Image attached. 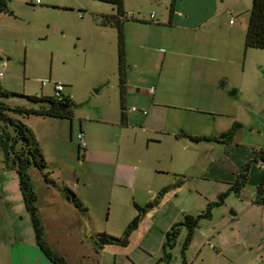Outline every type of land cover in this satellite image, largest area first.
Masks as SVG:
<instances>
[{
    "label": "rangeland",
    "instance_id": "obj_1",
    "mask_svg": "<svg viewBox=\"0 0 264 264\" xmlns=\"http://www.w3.org/2000/svg\"><path fill=\"white\" fill-rule=\"evenodd\" d=\"M123 1L125 12H133L144 19L153 14V21L165 18L173 1L185 8L189 3V0ZM227 1L232 6L229 7L230 11L220 16V30L223 34L228 32L229 21L232 20L233 29L241 31L239 48L236 36L232 69L216 81L217 77L213 74L210 80L198 76L195 70L189 75L187 65L164 66L163 71L176 76V80L170 82L177 93L166 98L169 104L167 112L163 110L150 121L152 130L141 131L121 127L118 123L122 97L118 78L117 30L110 25L100 26L95 14L100 10L115 12L113 5L97 0H40L38 3L35 0H7L11 13H0V82L3 88L17 94L55 96L54 84L61 83L63 94L72 98L71 119L16 116L32 130L46 161V167L42 170L34 166L28 169L33 187L38 192L37 207L45 236L53 249L63 254L70 263L79 264L87 260L79 249L87 243H94L95 232L122 236L126 225L136 215L135 208H132L134 195L129 185H113V169L119 163L126 168L130 166L150 172L165 167L167 154L173 146L172 138L165 130L176 128L178 140L174 147L184 151L188 143L187 135H203L218 127L228 130L238 123L232 139L234 143L245 146L258 144L264 148V112L261 111L264 105V48H245L244 45L252 0ZM220 3L221 0L191 2L200 10L207 8L210 11ZM173 32L181 34L182 31L174 28ZM164 50L165 47L159 55L154 52L147 56L149 68L155 65L156 70L160 69L159 62ZM126 72L131 81L140 77L138 68L130 67ZM148 82L147 78L144 79V86ZM130 89L128 93L136 96L137 92ZM233 90L235 92L231 93ZM8 100L14 104H29L25 98L16 95ZM141 109L150 115L149 108ZM116 120L117 123H113ZM0 125L5 126L1 118ZM155 128H160V131L155 132ZM7 130L11 131V128L7 127ZM147 136L160 138V141L148 144ZM9 145L10 141L0 126V264H24L26 261L28 264H52L35 243L30 214L22 200ZM83 151L88 156L85 162H82ZM182 151L177 150L179 154ZM139 156L144 161H139ZM193 168L194 172L198 169L197 165ZM45 180L54 184H46ZM151 185L141 188L142 192L137 189L136 198H148L154 191V185ZM68 188L74 194H79L90 209H75L67 199ZM153 209L147 212H154ZM203 221L206 223L208 220ZM149 225L147 217L140 220L138 233L142 234ZM64 226L65 239L61 241L57 234L63 231L61 228ZM70 232L72 235L81 233L82 242L72 239L73 246L70 247ZM184 235L185 228L181 230L175 245L168 249L175 264H183L181 251ZM224 236L226 239L229 237L228 230L222 233L221 237ZM130 241L129 249L109 245L97 250V257L89 255V264H92L91 260L95 263L94 258L99 264H122L129 255L139 258L140 264L145 261L155 264L143 251L134 250L135 236L130 237ZM261 244V248L256 247L250 252L237 242L219 256L208 245L199 255H195V251L192 252L194 248L190 246L185 254L190 263L197 258L192 264H245L255 254L256 263L264 264V240ZM116 248L122 250L114 251ZM25 254H28V258ZM202 256L205 257L203 262ZM125 264H128L127 261Z\"/></svg>",
    "mask_w": 264,
    "mask_h": 264
},
{
    "label": "crops",
    "instance_id": "obj_2",
    "mask_svg": "<svg viewBox=\"0 0 264 264\" xmlns=\"http://www.w3.org/2000/svg\"><path fill=\"white\" fill-rule=\"evenodd\" d=\"M193 1L189 0V3L186 4L187 8L179 7L175 1L172 11H169L165 18L160 17L156 21H153L155 16L151 17V14L150 18L144 19L133 13L132 17L123 22L125 94L122 102L125 107V120L121 122L120 119V122H118L121 127L151 131L150 121H153L163 110L167 112L169 104L166 98L177 93V91L172 88L170 82L176 80V76L169 71H163L164 66L168 68L172 65L182 67L187 65L190 68L189 75L191 71L195 70L198 76L204 77L206 80L213 74L217 77L215 78L216 81L225 77L228 73L227 71L232 69L235 63L236 36L237 47L239 48L241 31L240 29L237 31L233 29L234 22H231V20L229 21L230 29L228 28V32L223 34L224 32L220 30V16L224 15V12L230 11L229 7L232 4L228 1L226 2V0H221L222 3L211 8L212 10L210 11L207 8L198 9L197 5L191 4ZM100 13L111 12L100 10L95 14L98 15ZM100 26L105 27L102 24ZM174 28L180 29L182 31L181 34L173 32ZM236 32L238 35H236ZM163 47H165V50L159 62L160 69L156 70L155 65L149 68L147 56L154 54V52H158L159 55ZM210 61L213 62L210 63ZM130 67L138 68L140 71V77H135L133 81L129 79L126 72ZM146 78L149 82L144 86V79ZM215 85L218 86V84ZM130 87L132 92H137L136 96L132 97V93H128ZM62 93H64L63 89ZM132 107H135V109H132ZM143 107L149 108L150 115L144 113V109H141ZM261 111L264 112V105ZM113 123H117V120ZM159 129L155 128V132H159ZM175 131L176 128L164 131L172 138L171 142H173V146L170 147L167 154L165 167H159L150 172L130 166L126 168L123 164L120 166L119 163L112 173L111 181L113 185H129L131 188V193L134 195L132 197V208L134 207V202L141 206L146 205V203L154 200L161 190L165 189L158 203L153 207L155 210L152 208L154 212H145L141 218L142 221L143 218L147 217L150 225L142 234L138 233L137 228L130 235V237L135 236V242L133 241L135 249L132 248L143 251L146 256L154 260L155 264H162L161 262L167 264L166 261L162 260L164 232L182 217V213L200 212L209 202L215 200L221 192L227 189L228 183L235 179L236 175L242 170L243 164L253 158L255 150L263 148L258 144L253 146L236 144L233 140L225 143L216 142L212 139L194 142L186 136L188 143L184 146L185 150L182 151V148L174 147L178 140ZM223 131H226V129L218 127L212 132L201 133L204 136L213 137ZM260 132L262 131L260 130ZM189 135L199 136L202 134L192 133ZM146 138L148 144L160 141V138L151 136ZM133 141H135V138ZM85 147L87 148V145ZM177 150H181L183 153L179 154ZM84 151L82 162H85L88 157ZM138 160L142 162L144 158L139 156ZM194 165H197L198 168L196 172H194ZM250 170L248 182L243 191L239 195L228 194L224 203L213 209L211 219L206 223L204 221L200 223L188 246V248L190 246L194 248L192 252L195 251V255H199L205 245L216 250V256L223 254L229 246H234L237 242L242 243L245 247L244 249L250 252L256 250V247L261 248L263 246L261 241L264 240V202L257 204L252 199L255 194V186L264 175V166L257 161L251 164ZM194 178L199 182L195 183ZM151 183L154 185V191H151L148 198L138 200L136 198L137 189L142 192L141 188L145 189ZM77 195L84 206L90 209L83 198L79 194ZM232 208L235 209L234 214H232ZM244 220L246 221L244 222ZM123 225L125 224L123 223ZM61 229L63 231H58L57 237L59 240L64 241L66 226ZM61 229L58 228V230ZM226 230L229 232L227 239L226 236L221 237ZM72 239H77L78 243L83 240L81 233L76 232L72 235L70 232V247L73 246L71 243ZM130 242L129 240V244L121 248L127 249L130 246ZM79 250L82 251V255H85V259L87 258L83 263L80 262L82 264H89L88 257L90 254L97 257L99 253L93 244L89 243L83 245ZM115 250L122 249L116 248ZM186 255V264H192L197 259L193 258L190 263ZM24 256L28 258V254ZM256 256L257 254L245 264H257ZM129 257H126L122 264H125L126 261L128 264H140L137 260L139 258ZM204 259L205 257L202 256V262ZM94 260L95 263L91 260L92 264H99L97 259L94 258ZM24 264H28V261ZM143 264L149 263L145 261Z\"/></svg>",
    "mask_w": 264,
    "mask_h": 264
},
{
    "label": "trees",
    "instance_id": "obj_3",
    "mask_svg": "<svg viewBox=\"0 0 264 264\" xmlns=\"http://www.w3.org/2000/svg\"><path fill=\"white\" fill-rule=\"evenodd\" d=\"M97 1L111 4L115 8V12L100 13L97 16L100 24L103 26H114L117 30L119 62L118 78L120 94L123 98L125 94L123 67V22L129 17H132L133 12L124 11L123 0ZM173 2L170 6V11L173 9ZM0 13H11L7 4V0H0ZM244 45L245 48H264V0H252L251 2L247 28L244 36ZM54 91L57 94L55 88ZM13 95L25 98L29 104L11 103L8 99ZM72 105V98L64 95L62 92H58V94L55 96L17 94L4 89L0 82V118L5 123V126H0L4 135L10 141L9 154L16 167L19 178V190L21 192L24 206L30 214L34 230L35 243L47 260L52 264L74 263H70L63 254L53 249L45 236V228L37 207L38 195L33 187L28 169L31 166H34L39 170H42L46 167V161L32 130L27 126V124H25L24 121H22L20 118H17L16 116L39 115L57 119H71L73 117ZM60 106H63L64 108H61ZM120 119L121 122L125 120V107L122 100ZM237 126L238 123H235L228 130L223 131L219 135L213 137H207L203 135H187V137H189V139L194 142L212 139L216 142L225 143L233 139ZM7 127H10L11 131H8ZM79 133L81 132L79 131ZM81 145H79V148H82ZM257 161H259L264 166V148L255 150L253 158L243 164L242 170L236 175L232 182L228 183L227 189L221 192L215 200L209 202L203 210L197 213H182V217L175 221L164 232V241L162 243V260L166 261L167 264L173 262L172 254L168 249L175 245L176 239L181 234V230L185 228L181 255L182 263L186 264L185 250L189 246V243L199 228L200 223L203 220L211 219L213 215V209L222 205L228 194L233 193L235 195H239L241 191H243L248 182L251 164ZM45 182L46 184L52 183V181L48 182L47 180H45ZM52 184H54V182ZM66 191L68 196L67 199L73 203L74 207L80 211H86L87 208L84 206L80 198L69 188ZM164 191L165 189L161 190L154 200L146 203L144 206L134 202L136 215L126 225L122 232V236L116 237L109 235L106 232H95L93 243L95 249L101 250L105 248V246L109 245H117L120 247L127 246L129 244L130 235L133 230L138 227L143 214H145V212H147L149 209H152L158 203V200L163 195ZM252 201L257 204H262L264 202V175L260 182L255 186V194Z\"/></svg>",
    "mask_w": 264,
    "mask_h": 264
},
{
    "label": "built area",
    "instance_id": "obj_4",
    "mask_svg": "<svg viewBox=\"0 0 264 264\" xmlns=\"http://www.w3.org/2000/svg\"><path fill=\"white\" fill-rule=\"evenodd\" d=\"M35 2H40V0H35ZM151 16H153V14L151 15ZM232 21V20H231ZM43 84H46V82L45 81H43L42 82ZM54 88H55V90L57 91V94H58V92H62V89H63V85L61 84V83H55L54 84ZM132 109H135V107H132ZM169 264H174L173 262H170Z\"/></svg>",
    "mask_w": 264,
    "mask_h": 264
},
{
    "label": "water",
    "instance_id": "obj_5",
    "mask_svg": "<svg viewBox=\"0 0 264 264\" xmlns=\"http://www.w3.org/2000/svg\"><path fill=\"white\" fill-rule=\"evenodd\" d=\"M233 92H235L234 90L231 92V93H233ZM61 108H64L63 106H60ZM235 213V211H233L232 210V214H234ZM181 216V215H180Z\"/></svg>",
    "mask_w": 264,
    "mask_h": 264
}]
</instances>
